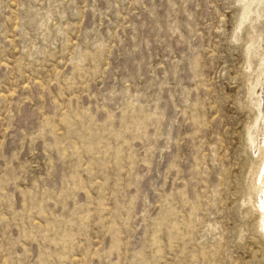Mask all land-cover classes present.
<instances>
[{
  "label": "rangeland",
  "instance_id": "rangeland-1",
  "mask_svg": "<svg viewBox=\"0 0 264 264\" xmlns=\"http://www.w3.org/2000/svg\"><path fill=\"white\" fill-rule=\"evenodd\" d=\"M263 78L264 0H0V264H264Z\"/></svg>",
  "mask_w": 264,
  "mask_h": 264
},
{
  "label": "bare ground",
  "instance_id": "bare-ground-1",
  "mask_svg": "<svg viewBox=\"0 0 264 264\" xmlns=\"http://www.w3.org/2000/svg\"><path fill=\"white\" fill-rule=\"evenodd\" d=\"M257 89L258 90H255V94H258V92H261L259 93L260 97L258 98V100L260 99L259 100L260 114L257 120V124L254 126L250 134V141L256 148L260 144L264 143V123L261 124V122L264 121V103H263L264 102V78L259 81L257 85ZM258 190L260 192V203H261L262 208H264V179L258 185Z\"/></svg>",
  "mask_w": 264,
  "mask_h": 264
}]
</instances>
